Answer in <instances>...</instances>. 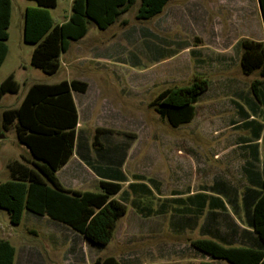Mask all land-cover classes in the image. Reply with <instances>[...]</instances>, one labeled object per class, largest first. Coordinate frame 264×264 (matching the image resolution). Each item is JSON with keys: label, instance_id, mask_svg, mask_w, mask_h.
Returning a JSON list of instances; mask_svg holds the SVG:
<instances>
[{"label": "rangeland", "instance_id": "1", "mask_svg": "<svg viewBox=\"0 0 264 264\" xmlns=\"http://www.w3.org/2000/svg\"><path fill=\"white\" fill-rule=\"evenodd\" d=\"M211 1L213 5L242 3L243 8L237 9V19L228 23L226 15H214L205 0H171L161 14L145 20L137 18L138 2L106 30L91 23L88 34L71 42L69 51L61 55L58 73L48 75L31 64L35 46L23 39L25 11L36 3L12 0L9 56L0 82L13 72L20 91L0 101V123L3 111L18 107L33 83L86 82L90 86L87 93L75 92L81 132L93 137L95 127L114 130L101 138L107 148L114 147L106 156L124 158L125 178L136 183L121 195L130 201V208L136 201V224L123 232L127 218L122 217L106 246H88L68 225L27 210L21 224L12 225L8 212L0 208V239L9 240L16 248V264H97L108 257L138 264L141 256L154 261L157 254L169 259L172 254L164 252L172 247L186 248L188 238H209L200 234L202 222L209 220L208 214L218 203L229 206L263 247L253 229L255 199H244L250 186L242 177V161H230L236 155L231 148L250 137L233 127L240 97L235 95L236 89L216 87L212 73L218 64L207 57L218 45L230 42L229 34L260 36L263 20L258 0ZM49 12L56 23L65 22L72 14V0H59L57 8ZM230 71L234 79L239 77L235 82L243 94L248 93L252 81L262 79L259 71L245 75L237 61ZM196 76L209 79L211 88L200 97L196 120L173 127L151 103L169 88L190 85ZM257 118L262 120L259 114ZM102 153L94 147L96 159ZM32 159L17 140L15 128L0 133V184L11 179L10 163L27 164ZM228 187L238 192V200H231ZM82 189L100 191L95 183ZM196 220L200 232L181 226ZM140 229L143 232L139 233ZM241 232L236 234L239 242L245 239ZM189 248V254L194 250L202 254ZM179 249L175 254L182 257ZM185 259L193 261L195 257L192 254Z\"/></svg>", "mask_w": 264, "mask_h": 264}, {"label": "trees", "instance_id": "2", "mask_svg": "<svg viewBox=\"0 0 264 264\" xmlns=\"http://www.w3.org/2000/svg\"><path fill=\"white\" fill-rule=\"evenodd\" d=\"M28 1L36 3L24 14V41L35 46L31 64L54 75L60 70L61 55L69 51L71 42L87 35L91 23L106 30L138 0H73L72 15L62 24L56 23L49 12L57 8L59 0ZM169 1L140 0L137 18L147 20L161 14ZM258 1L264 22V0ZM11 13L12 1L0 0V68L8 55L6 42ZM241 45L244 74L259 71L264 78V42L243 39ZM262 83L260 80L252 82L258 101ZM208 87L207 78L196 76L190 85L163 91L151 105L173 127H180L193 121L196 104ZM88 88V83L79 80L34 84L19 107L4 111V130L15 128L17 140L29 149L33 159L27 164L14 161L8 165L11 179L0 184V208L8 212L12 225H20L27 210L68 225L89 244L106 246L114 237L117 222L128 211L127 206L116 199L122 184L102 181L99 192H77L65 189L57 178L58 171L70 161L75 150L79 113L72 92L85 94ZM19 89L15 77L9 76L0 85V98L6 93H18ZM114 133L112 129L97 128L93 146L101 147V137ZM261 188L253 209V229L263 249L225 247L211 239H197L191 245L211 259L227 264H264V181ZM15 259L16 248L9 240L0 239V264H15ZM99 264L120 263L108 257Z\"/></svg>", "mask_w": 264, "mask_h": 264}, {"label": "crops", "instance_id": "3", "mask_svg": "<svg viewBox=\"0 0 264 264\" xmlns=\"http://www.w3.org/2000/svg\"><path fill=\"white\" fill-rule=\"evenodd\" d=\"M222 1H225V0H222ZM138 2H140V0H138L137 3ZM205 2L208 3L207 8L211 9L214 15L219 16L221 13H224L226 15L228 23H230L231 20H236L237 19L236 10L237 9L241 10L243 8L242 3H238V4L237 3L236 4L235 3H229V4L220 3L217 5L215 4L213 5V2L211 0H205ZM72 3H73V0H72ZM258 4H259V1H258ZM237 6H241V7L239 8ZM12 10H13V3H12ZM71 15L65 19V22L70 19ZM11 22H12V13H11ZM123 22H126V21H123ZM263 25H264V22H263ZM8 33H9V30H8ZM9 38H10V34H9ZM23 39H24V32H23ZM228 39L230 41L228 44L218 45V47L215 48V50H213L212 53L208 55L207 57H209L211 61L214 62V64H218L216 67H214L215 73H212V76L215 79L216 87L221 90L236 89L235 95L240 97V100H238L236 103L237 108H238V115L234 118L233 127L236 128L237 130L239 129V130L245 131L246 133H249L250 137L247 139L240 140L241 142H245L244 144L235 145L234 147L231 148L233 149L232 152H234L236 155L231 156L230 161L234 159L242 161L240 165V168L243 169L242 177H243V180L247 182V185L250 186V188L247 191L245 190L244 199L248 200L250 198L251 200L254 198L256 202L257 199L260 197L261 191L259 190L264 181V78L260 80L263 83L259 87L260 101H258L252 91L253 81L250 84V89L248 93L245 92V94H243V92L238 91L239 89L237 88V85H236V82L237 81L239 82L240 79L239 77H237L238 80L234 79L233 75L230 74L231 72L230 68L235 61L240 62L241 64V58L243 54L241 40L250 39L253 41H257V42H264V28L261 30V35L257 37H255L254 35H251V36L246 35L244 37L243 35L236 36L235 34L234 35L229 34ZM8 41L6 42L7 46H8ZM8 56H9V46H8V55L3 65L0 68V74H1V71L3 70V67L5 66ZM12 75L15 77V80L20 86V83L16 77V74L13 72L4 78L0 82V85L9 76H12ZM34 84H42V83H33L29 86V88ZM89 88H88V91H89ZM210 88H211V81L209 80L208 90L204 94H206ZM18 93H15V94L6 93L0 98V101L6 95H9V94L17 95ZM72 95H73V98H74V101H75V104H76V107L79 113V124L76 129L75 150H74V154L72 158L70 159V161L62 169H60V171H58L57 178L65 189L69 191H77V192H91L89 190L82 189L86 185L91 184V183L98 184L99 187L102 181H111V182L121 183L123 188L121 192L116 196V199L124 203L128 208V211L126 215L124 216V218H127V222L123 225V230H124L123 232H127L132 223L136 224V208L134 207L136 204V201H133L132 203L133 206L131 205L132 208H130V201H128L127 199L121 198V195H123L127 186L131 187L133 185H136V183L129 181V179L125 178L124 169L126 166V160L124 158H121L119 156L110 158L106 156L110 152V149L114 147L107 148L106 145L100 140L101 147L99 148L103 152L102 153L103 155L101 157H98L97 159L94 157L93 155L94 136L93 137L89 135L85 136L84 132H81L83 124L81 122L79 106L77 105V102L75 99V92H72ZM24 98L22 99V101L24 100ZM200 101H201V98L199 99V102L196 104V116L193 119V121L196 120L197 118V110H198V105ZM21 103L19 104V106L21 105ZM7 109H13V108H6L5 110ZM4 111H3V114H4ZM3 114H2V122L0 123L1 124L0 133H2V131L7 132L4 130V127H3ZM258 114L260 115L262 119L259 122L257 121ZM97 128L109 129L106 127L98 126V127H95V132ZM117 148L118 146H116V149ZM237 153H239V156H237ZM81 176L83 177L82 180L79 179ZM227 192L229 193V196L232 201L238 200L237 198L238 192L234 188L228 187ZM229 208H230L229 206L223 207L219 203L214 205L212 212L208 214L209 220L206 223H204V221L202 222L201 232H200V228L198 227L199 220H196L195 222L189 221L186 224H181V226H184L189 231L198 230L201 235L209 237V238L203 237L199 239H211V240L217 241L218 243L222 244L225 247H240V248L258 249V250L263 249L261 242H258L253 236L250 235L251 232L247 230L244 227V224L242 223V221L237 218L238 215L236 213L233 214ZM238 231H242L241 233H243V236L245 238L243 239L242 242H239L238 239L236 238V234L238 233ZM141 232H143L142 229L139 230V233ZM180 232H183V231H180ZM184 233H186V231H184ZM251 237H253L254 243L250 242ZM82 239L83 241L86 242L88 246L90 245L84 237ZM188 239L190 240L189 245L183 246L186 248H181V249L176 248V249H179L182 257L179 256V254H175V251L177 250L172 247L170 248V250L164 252L166 254L171 253L172 254L171 258L161 259L157 254V256L153 257L154 261H151L149 258L146 259L145 257L142 258L141 256L142 261L138 264H201V263H206V262H211L215 264H227V262L225 261L213 260L204 253L199 254L195 250L192 253L195 259L193 261H187L185 259L186 256L192 255L188 253V251H191L192 249L189 247H193L191 245V242L194 240H197V239H191V238H188ZM238 244H241V245H238ZM16 255H17V250H16ZM116 259L120 264H123L118 258ZM16 260L17 259H15V264H16Z\"/></svg>", "mask_w": 264, "mask_h": 264}, {"label": "water", "instance_id": "4", "mask_svg": "<svg viewBox=\"0 0 264 264\" xmlns=\"http://www.w3.org/2000/svg\"><path fill=\"white\" fill-rule=\"evenodd\" d=\"M99 264V263H98Z\"/></svg>", "mask_w": 264, "mask_h": 264}]
</instances>
